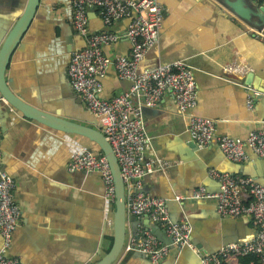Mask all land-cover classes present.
<instances>
[{"label":"crops","instance_id":"obj_1","mask_svg":"<svg viewBox=\"0 0 264 264\" xmlns=\"http://www.w3.org/2000/svg\"><path fill=\"white\" fill-rule=\"evenodd\" d=\"M158 1L164 9L162 28L157 42L139 63V72L183 61L192 69L197 89V106L191 114L213 120L217 134L237 139L263 129L264 111L254 106L247 95L251 88L245 82L250 83L253 77L254 86L264 91V37L212 0ZM27 2L0 0V48ZM87 16L90 32L110 30L122 36L102 48L105 56L128 53L130 45L123 36L127 20L107 29L97 9H88ZM80 37L72 26L68 1L43 0L10 58L5 78L16 96L40 111L100 131L98 119L80 96L76 102L78 96L67 77L70 54L84 46ZM234 64L245 66L247 71H225ZM101 82V96L106 99L131 85L117 78L112 68ZM142 119L148 137L144 155L160 161L157 170L145 177L143 191L166 200L173 222L189 225L195 249L169 248L158 264H200L197 248L212 254L226 244L252 239L256 227L250 217L220 216L215 198L192 199L190 195L200 187L210 194L219 192V182L209 175L212 169L230 175H257L262 173L264 162L254 159L250 149L246 162L235 163L214 142L198 146L187 128L188 115L178 111L168 90L158 106L142 108ZM0 133L2 166L13 178L14 201L20 210L9 257L21 264H76L79 251H97L105 224L101 257L106 254L112 245L114 207L104 199L103 182L95 174L81 176L67 169L79 151L100 155L98 146L83 136L65 134L27 119L1 98ZM176 195L185 198L178 203ZM159 227L155 237L168 245L170 237L162 234L164 227ZM143 231L139 226L136 235L142 236ZM131 237L129 234L126 240ZM115 264L152 263L147 256L134 253L119 257ZM226 264L256 263L243 257Z\"/></svg>","mask_w":264,"mask_h":264},{"label":"built area","instance_id":"obj_2","mask_svg":"<svg viewBox=\"0 0 264 264\" xmlns=\"http://www.w3.org/2000/svg\"><path fill=\"white\" fill-rule=\"evenodd\" d=\"M72 10V26L85 39V47L70 54L67 77L74 93L81 97L100 123V132L111 146L120 167L125 189L127 215L147 218L153 224L164 227L174 246L191 244V229L185 222L170 219L166 200L144 193L146 176L155 172L160 161L144 155L148 137L142 119L143 107H156L165 91H169L181 114L188 115L187 128L194 142L200 147L216 143L225 157L235 163L249 159L247 149L264 158V128L250 132L246 138L237 139L219 135L214 121L191 112L197 106V89L192 69L183 61L159 64L139 72L138 65L146 52L157 42L164 20V9L158 0H67ZM261 6L264 7V0ZM88 9H97L103 25L110 27L121 20H128L124 38L130 49L126 55L105 56L104 46L113 45L122 37L117 32L105 30L90 32ZM261 37V33L256 32ZM112 68L121 80L131 83L129 89L106 99L102 78ZM226 72L243 74V65H231ZM250 98V97H249ZM139 99L140 101H135ZM252 100V98H250ZM251 108V102L248 103ZM72 172L99 174L107 204L114 202V183L106 158L84 150L75 154L67 165ZM209 175L219 182V192L210 194L204 187L192 191V199L215 198L217 213L223 217L247 216L256 227V235L222 246L212 254L202 253L200 264H226L230 259L254 256L258 264H264V186L242 175H230L210 170ZM13 178L2 166L0 133V264H21L7 257L13 233L20 219V210L14 201ZM185 197L176 195L178 203ZM168 246L161 244L149 231L139 238L131 237L123 246L120 257L135 251L147 256L152 264L168 253Z\"/></svg>","mask_w":264,"mask_h":264},{"label":"water","instance_id":"obj_3","mask_svg":"<svg viewBox=\"0 0 264 264\" xmlns=\"http://www.w3.org/2000/svg\"><path fill=\"white\" fill-rule=\"evenodd\" d=\"M212 1L219 5L222 9L233 15L236 19L245 24L248 28L254 30L255 32H259L264 36L263 6L257 5L253 0ZM42 2L43 0H28L27 6L22 16L15 23L13 28L9 31L3 42L2 47L0 48V98L6 101L7 104H9L13 109L20 112L27 119L36 121L39 124H42L54 130L61 131L65 134L83 136L98 146L101 154L108 161L114 183L115 196L113 202L114 209L112 214V245L109 251L101 257V247L105 238V232L107 228L105 224L103 234L100 237V245L97 251H79L77 253L76 264H115L118 258L120 257L123 246L127 241L126 238L129 234L133 235V237L135 238H139L140 236L136 235V233L138 232V227L141 226L144 228L142 235L144 232L149 231L153 235L158 236V234L160 233V225L153 223L150 224L147 218H144V220H139L135 216L127 215L125 206V189L121 177L120 167L118 165L117 159L114 155L111 146L99 130L94 129L92 127L76 125L74 123L62 120L61 118L55 117L52 114L40 111L38 108L24 102L22 99L16 96L11 91L10 86L8 85V81L5 78V72L9 64L10 58L17 46L19 45L22 36L29 27L35 15L37 7ZM80 39L84 43V46L82 47L84 48L85 39L83 37H80ZM82 48L77 50H81ZM252 79L250 83L245 82V86L247 88H251L250 91H247V95L252 98L254 106L258 105L260 109L264 111V91L260 90L258 86H254V84L252 83ZM259 87H262V85ZM74 94L78 96L76 93ZM80 100L81 99L78 96L76 102H79ZM253 155L254 159H259L260 161L264 162V158H259L254 153ZM254 159H252V161ZM79 173L81 174V176H87L92 174L99 176V174L91 172L87 173L83 171ZM242 176L251 177L255 180V182L264 186V169L262 173H258L257 175L246 174ZM163 233L165 232L162 231V234ZM168 242V248H173L174 245L172 244L171 238L168 240ZM197 250L199 251L200 255L204 253L203 250L200 248H197ZM134 253L137 252L130 251L125 256L129 257ZM7 257H9V253H7Z\"/></svg>","mask_w":264,"mask_h":264},{"label":"trees","instance_id":"obj_4","mask_svg":"<svg viewBox=\"0 0 264 264\" xmlns=\"http://www.w3.org/2000/svg\"><path fill=\"white\" fill-rule=\"evenodd\" d=\"M257 5L261 6L262 1H257V0H253ZM245 257H249L251 258L253 261H255V263H258V260L254 257V256H245ZM239 258H243V257H239Z\"/></svg>","mask_w":264,"mask_h":264},{"label":"bare ground","instance_id":"obj_5","mask_svg":"<svg viewBox=\"0 0 264 264\" xmlns=\"http://www.w3.org/2000/svg\"><path fill=\"white\" fill-rule=\"evenodd\" d=\"M83 151H84V150H83ZM79 152H82V151H79ZM79 152H77V153H79ZM77 153H76V154H77ZM167 246H168V245H167Z\"/></svg>","mask_w":264,"mask_h":264}]
</instances>
